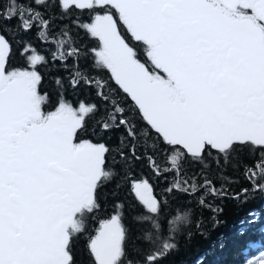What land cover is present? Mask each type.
Segmentation results:
<instances>
[{
	"label": "snow or ice",
	"instance_id": "6c2138e0",
	"mask_svg": "<svg viewBox=\"0 0 264 264\" xmlns=\"http://www.w3.org/2000/svg\"><path fill=\"white\" fill-rule=\"evenodd\" d=\"M31 33L93 98L52 102ZM141 160L165 177L159 192L132 174ZM117 163L139 204L135 235L124 203L99 216ZM229 167L251 187L234 192ZM256 192L264 0H0V264H78L89 219L90 264H160L220 223L217 200Z\"/></svg>",
	"mask_w": 264,
	"mask_h": 264
},
{
	"label": "trees",
	"instance_id": "16d2710c",
	"mask_svg": "<svg viewBox=\"0 0 264 264\" xmlns=\"http://www.w3.org/2000/svg\"><path fill=\"white\" fill-rule=\"evenodd\" d=\"M81 35L83 36V33ZM34 37L35 33L29 34L33 45L44 48V42ZM86 38L84 37V39ZM49 70L56 71L43 67L42 74L44 75L43 86H49L52 89L51 95L56 97L59 91L64 89H67L70 95H75V92H71L67 79L60 78L63 81V89H61L56 84L57 77L47 74ZM115 132L107 134L113 145L119 143L120 133L119 131ZM114 169L116 175L99 190V199L102 205L99 216L107 215V210H110L114 203H124L128 216L126 222L133 229V235H135L132 216L133 209H138L139 204L131 192V182L125 183L123 180L120 164L114 165ZM132 174L137 178H148L157 192L165 187V177H157L149 170L146 161L138 162ZM228 174L238 181L231 185L234 192L251 187L249 183L233 174L230 167ZM216 203L222 208V212L217 216L220 223L215 227L209 224L207 236L197 235L187 244L182 241L179 249L167 255L160 261V264H197V261L200 260L203 261V264H245L246 260L260 257L264 252V195L256 192L253 197L246 200L243 197L241 199L224 198L217 200ZM250 213H255V215L251 216ZM204 215L207 218L211 213L205 212ZM242 221L243 223H241ZM219 242H223L224 247H219ZM76 254L78 264H90V258L85 250L79 249Z\"/></svg>",
	"mask_w": 264,
	"mask_h": 264
},
{
	"label": "flooded vegetation",
	"instance_id": "af4514ba",
	"mask_svg": "<svg viewBox=\"0 0 264 264\" xmlns=\"http://www.w3.org/2000/svg\"><path fill=\"white\" fill-rule=\"evenodd\" d=\"M87 40V38L85 39ZM44 42V48H37V50L40 52V54L44 55L48 60L49 63L47 66H45L44 68H49V69H55L56 71L53 70H49L48 71V75L50 76H56L57 78H63V79H67V73L63 70L62 67H60V62H52L51 58H50V52L49 49H53L54 50V46L51 45L49 42ZM41 72L43 70V67L40 69ZM44 90L47 91L50 95V98L52 100V102L54 103L57 99V96L55 97L54 95H51L52 93V89L49 86L44 87ZM71 92H75V95H70L69 92H67V89H64L63 91H65V94L68 98L73 99L74 101H77L79 99H91L94 97V92L95 90L89 86L86 85H81L78 87L77 90L73 91L72 89H70ZM71 93V94H72ZM91 131V130H90ZM118 132V131H116ZM115 132V133H116ZM114 133V134H115ZM95 227L94 222L91 221V219H89V221L87 222V231L83 234H81L75 242V250L76 252L79 249H83L87 252V248H86V240H87V235L89 232H91V230Z\"/></svg>",
	"mask_w": 264,
	"mask_h": 264
}]
</instances>
